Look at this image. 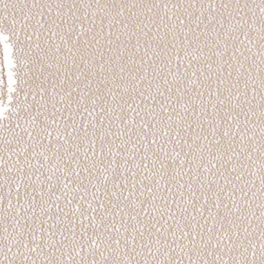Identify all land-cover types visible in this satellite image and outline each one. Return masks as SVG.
I'll return each instance as SVG.
<instances>
[{"label": "snow or ice", "instance_id": "obj_1", "mask_svg": "<svg viewBox=\"0 0 264 264\" xmlns=\"http://www.w3.org/2000/svg\"><path fill=\"white\" fill-rule=\"evenodd\" d=\"M0 264H264V0H0Z\"/></svg>", "mask_w": 264, "mask_h": 264}]
</instances>
